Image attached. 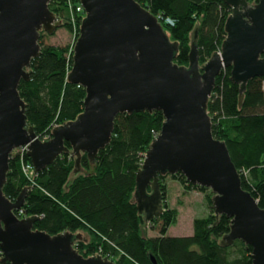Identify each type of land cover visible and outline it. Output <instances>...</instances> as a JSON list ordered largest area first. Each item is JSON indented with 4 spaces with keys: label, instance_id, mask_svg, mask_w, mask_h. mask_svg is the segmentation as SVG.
Returning a JSON list of instances; mask_svg holds the SVG:
<instances>
[{
    "label": "water",
    "instance_id": "95a60500",
    "mask_svg": "<svg viewBox=\"0 0 264 264\" xmlns=\"http://www.w3.org/2000/svg\"><path fill=\"white\" fill-rule=\"evenodd\" d=\"M224 1L231 6L226 38L221 51L201 67L199 23L191 33L189 65L178 66L174 59L179 43L170 39L160 17L137 0H81L86 17L74 47L69 82L85 88L84 111L77 119L55 126L52 138L44 141L28 122L19 85L30 79L32 60L41 52V30L53 34L63 22L50 9V0H0L3 263L116 264L102 254L81 255L75 247L81 234L65 231L52 235L34 229L38 216H17L29 188L15 201L5 195L10 157L15 149L27 146L38 173L69 153L75 157V172H82V154L95 165L99 151L111 142L119 114L157 110L165 121L136 174L134 197L145 223L165 210L159 176L181 173L191 184L212 190L216 216L231 218L230 231L220 245L228 247L241 240L252 247L253 264H264V208L243 188L226 143L213 136L208 111L216 78L225 68H231L230 79L240 86L239 107L247 83L264 76V0L254 4Z\"/></svg>",
    "mask_w": 264,
    "mask_h": 264
},
{
    "label": "trees",
    "instance_id": "16d2710c",
    "mask_svg": "<svg viewBox=\"0 0 264 264\" xmlns=\"http://www.w3.org/2000/svg\"><path fill=\"white\" fill-rule=\"evenodd\" d=\"M137 1L161 17L170 39L179 43L174 59L178 66L189 65L191 33L197 23L201 67L221 50L231 14V6L224 0ZM258 1L248 0L250 4ZM49 6L63 22L62 27L71 32L66 0H50ZM40 43L41 52L29 69L30 79L21 80L19 92L26 102L29 124L37 137L45 139L52 135L55 126L83 113L86 90L69 82L74 56L70 46L46 44L41 38ZM230 74L228 67L216 78L208 104L213 136L226 143L243 188L264 208V76L247 83L244 102L239 107L240 86L231 81ZM164 121L163 113L157 110L119 114L111 142L99 151L95 165H91L86 153L82 154V172H75V157L64 153L31 181L21 168L22 160H30L27 152L21 155L14 151L3 191L15 201L29 188L20 217L38 216L34 229L52 235L65 231L81 234L75 247L84 257L102 254L116 264H253L252 247L243 241L236 240L228 247L220 245L230 231L231 218L216 216L212 190L191 184L181 173L159 176L165 210L160 217L145 223L134 197L136 174ZM66 145L71 147L69 142ZM168 176L187 191L205 192L209 212L194 218L192 235L172 236L164 232L150 236L145 231L148 226L156 230L160 221L166 223V231L178 220L177 208H171L167 201ZM2 259L0 247V264H11Z\"/></svg>",
    "mask_w": 264,
    "mask_h": 264
},
{
    "label": "rangeland",
    "instance_id": "374dc122",
    "mask_svg": "<svg viewBox=\"0 0 264 264\" xmlns=\"http://www.w3.org/2000/svg\"><path fill=\"white\" fill-rule=\"evenodd\" d=\"M46 44L71 46L73 42V34L60 27L53 34H47L44 37ZM224 71V70H223ZM168 185V205L171 208H177L178 220L175 224L168 225V229H164L165 222L160 221L156 230L150 226L146 228V233L150 236H157L166 232L172 236H188L193 234V220L201 217L209 212V207L205 199V192L199 190H185L179 181L167 177ZM75 234V233H74ZM86 235V233H84Z\"/></svg>",
    "mask_w": 264,
    "mask_h": 264
},
{
    "label": "built area",
    "instance_id": "2783aa9c",
    "mask_svg": "<svg viewBox=\"0 0 264 264\" xmlns=\"http://www.w3.org/2000/svg\"><path fill=\"white\" fill-rule=\"evenodd\" d=\"M66 6H67L68 14H69L67 22L71 25L72 27L71 33L73 34V42L70 46V53H71V52H74V47L79 37L78 34L80 33L81 24L83 22V19L86 17V10L83 4L81 3V0H66ZM160 19L162 18L160 17ZM166 22L173 24V21L171 19H166ZM159 134L160 133H155L154 139H156L159 136ZM50 138H52V135L49 137H46L45 139H41V140L45 141V140H49ZM14 151L22 155L24 152H27V146L19 147L15 149ZM21 168L25 176L29 180L33 181V178L35 174L37 173L35 171V168L31 160H28L26 162L22 160ZM243 173L246 174L247 172H243ZM17 212H19V215L17 216L21 218L20 215H22L23 211L20 209Z\"/></svg>",
    "mask_w": 264,
    "mask_h": 264
},
{
    "label": "flooded vegetation",
    "instance_id": "af4514ba",
    "mask_svg": "<svg viewBox=\"0 0 264 264\" xmlns=\"http://www.w3.org/2000/svg\"><path fill=\"white\" fill-rule=\"evenodd\" d=\"M46 34H48V33H46L44 30H41V32H40V38L41 39H44V37L46 36Z\"/></svg>",
    "mask_w": 264,
    "mask_h": 264
}]
</instances>
